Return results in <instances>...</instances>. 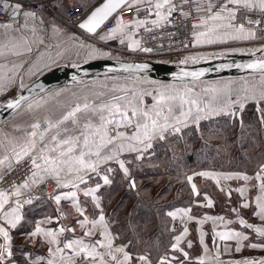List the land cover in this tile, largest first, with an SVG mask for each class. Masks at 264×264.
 I'll return each instance as SVG.
<instances>
[{"label":"snow or ice","instance_id":"1","mask_svg":"<svg viewBox=\"0 0 264 264\" xmlns=\"http://www.w3.org/2000/svg\"><path fill=\"white\" fill-rule=\"evenodd\" d=\"M144 0H133L131 4L128 0H107L100 8H97L83 22L79 24L81 29H85L89 33H94L104 23L105 20L117 9L139 12V5ZM152 0H148L151 4ZM189 0H185L188 3ZM38 11L41 6H37ZM157 20L152 21L153 24H158L162 21H167L172 13L177 9V5L173 0H156L154 4ZM207 13V18H202L200 22L193 25V28L205 27L206 31L197 32L195 39L197 43L207 42L215 43L222 37L231 36L233 39H255L256 33L247 25H261L264 23V16L261 19L248 18L247 13L259 11L264 14V0H217L216 3H209L204 9ZM38 11L29 10V6L24 3V0H0V13L4 14V22L0 24V28L5 31L12 29L11 21H17L21 16L25 21L35 20ZM196 11H201L200 0H196ZM10 13V15H9ZM190 13H183L188 16ZM42 22V21H41ZM145 21L133 20L125 24L123 19L117 21L116 27L112 28L106 36L101 39L113 38L117 33L127 35L130 43L129 48L135 50L140 47L138 40H132L133 33L126 32L128 28H139L143 26ZM20 27L17 25L16 31ZM123 44L124 40L121 39ZM145 52H150L152 49L143 48ZM96 51L93 50V53ZM102 55H107L103 53ZM190 59L193 62L196 57H189L181 63H187ZM126 68L131 65L125 66ZM146 66H137L143 68ZM249 69L259 70L262 76V82L259 93L252 92L245 99L256 101H264V60L244 65ZM191 75L193 79H199L203 75L201 72L184 73ZM205 92H211V99L204 102L200 96L193 93L191 89L183 91L164 87L158 91L156 95L146 90L139 93L133 91L131 96H114L109 101H102L99 104L89 103L87 99L83 104L76 103L71 106L65 113H62L56 120L45 119L46 128L40 131L42 125L37 121L30 125L31 131L28 132L22 142H18L12 147V155L16 158L17 163L27 159L30 161V175L26 176L24 182L19 185H12V191L0 190V264H19L14 258L13 236L11 230L16 229L24 219L22 208L24 204L32 203V199L21 201L19 199L24 192L30 190L34 185L43 182L47 177L56 179L57 187H67L65 180L71 183L76 191L69 194L55 195L53 198L59 205L62 199H72L74 201L75 212L77 218L74 222L76 226L83 230L82 236L75 239L62 241L60 237L66 232H75L76 227L68 228L60 226L58 229L46 228L42 226L45 222L52 223V219L46 218V221L37 223L34 230L27 234L29 242L35 243L38 238H42L43 242L48 245V256H38L35 259L26 260V264H152L149 255H134L129 250L128 244H117L116 236L113 235L110 222L106 219L103 208L101 207L100 197L97 195L101 185L97 184L95 189H86L83 191L85 197H90L97 209L98 219L89 217L85 214L77 202V193L80 191V185L86 184L85 176L88 173L99 175V165L103 162L115 160L124 173V176L129 179V186L132 189L137 187L134 180L131 179L130 169L128 164L119 156L122 152L137 153L135 159L143 158V154L152 148V141L155 139L165 140L166 134L179 133L181 125L188 126V122L199 124L200 120L206 119L213 114L226 113L231 116H236L237 112L232 110L233 105H238L240 110H243L244 103L242 101H232L227 98V92L212 88L206 89ZM145 96H152L153 104L148 107L144 103ZM224 96L223 102L220 97ZM21 97L15 101H9L8 108L18 107ZM32 106L29 105V108ZM242 124V121H241ZM121 128H132L131 135L123 131ZM47 136V139H46ZM10 160L8 155L0 158V166L5 165ZM129 164L131 162H128ZM10 166V165H9ZM105 172H110L112 169H103ZM196 175L207 177L216 181L220 185L221 179H241L245 182L250 181L247 175L233 174H213L209 172H200ZM91 178V177H89ZM103 185H110L112 180L109 175L105 174L102 177ZM255 180L258 184H252V188L258 191L255 196V208L252 214L258 217L261 221V226L251 223L243 218L239 219V224L244 228L255 232L261 237H264V165H261L259 171L255 174ZM187 181L191 184L192 193L196 196L200 195L197 185L193 183V176H188ZM223 190V189H221ZM237 191L241 197L245 195L246 188H238ZM12 197H15L14 206L10 203ZM205 207H212L213 201L206 195L204 196ZM7 206V210H6ZM250 203L245 200L240 205L241 209H247ZM233 212L240 215L238 209L233 208ZM191 209H181L178 212H169L168 215L175 219L177 215L181 218L187 217L189 220H194L195 217L189 215ZM71 214V213H70ZM63 216V213H61ZM208 220H219L224 222V217L205 216L199 220V224H204ZM228 223H231L229 221ZM188 234V228L185 226L181 235L174 237L175 242L171 245L174 253L180 255H172L169 259L167 256L161 257L157 264H185L189 259V253L181 246L183 238ZM98 235L102 239H96L94 242H85L86 237ZM214 237H218L221 241H236V252H240L242 247H251L253 249L264 247L255 243L247 245L244 242L249 241V236L244 232L228 229L225 231H215ZM200 243L204 244V234L201 233ZM187 247H192V242H187ZM102 249L103 251L99 250ZM205 251H208L205 245ZM182 257V258H181ZM199 264H205L203 258L199 259ZM236 264H264V259L259 261L245 259L237 261Z\"/></svg>","mask_w":264,"mask_h":264},{"label":"crops","instance_id":"2","mask_svg":"<svg viewBox=\"0 0 264 264\" xmlns=\"http://www.w3.org/2000/svg\"><path fill=\"white\" fill-rule=\"evenodd\" d=\"M131 2H133V0H131ZM9 22L13 24L12 29L5 31V29L0 28V102L5 101L9 97L16 94L21 87H24L47 69L60 64H69L66 61L68 58V51H65V34L59 30V27L55 23L58 21L48 11L42 10L41 13L37 15L35 20L27 21L26 26L22 16L17 21L10 20ZM17 25L20 27L19 31H16ZM221 40L232 42V40L235 39L228 36L223 37ZM48 41L50 45L46 44ZM115 78L121 77L76 81L60 85L34 98L7 119L1 121L0 158L8 155L10 160L6 162L5 165L0 166V175L14 162H16V158L12 155V147L18 142H22L24 140L26 134L32 130L30 127L31 124L37 121L41 122L42 127L40 131H43L46 128V124L44 123L46 118L54 121L76 103L83 104L85 99H87V102L89 103L97 104L102 101L111 100L115 95L110 94L111 92L108 88L102 85V83H98L97 80H112ZM135 78L139 79L142 77ZM142 79L147 80L146 78ZM125 95L126 94L123 96ZM29 105L32 107L29 108ZM121 129H119V131H124V129ZM128 130V134L131 135L130 132H132V128H129ZM124 153H126V150L121 154ZM113 163H116V161L111 160L101 163L98 168L99 175L95 173H88V175L85 176L86 184L80 185V191L77 193V202H79L80 206L84 208L85 214L89 217V219H98V213L100 210L95 207L90 197H85L83 195V191L86 189H95L97 184H99L101 187L98 190L97 195L100 197L101 188L103 186V175L107 174L110 177L113 172V170L105 172L103 169H113ZM262 165H264V163ZM260 167L255 172L212 169L202 171L213 174L247 175L251 179L248 182L241 179H221L220 185H217L215 180L208 178V185L204 183V186L200 185V187L195 183L197 185V189L199 187L202 191L199 192L202 196L201 201H203V204H206V201L204 200V196L206 195L213 201V206L206 207L198 214H192L191 212L195 219H188V221L176 234V236L181 235L183 228L187 226L188 234L183 238L181 244L185 251L189 253V259L187 261H196L199 263V259L203 258L205 264H236L237 261H243L245 259L256 261L264 259V247L253 249L245 246L242 247L240 252H236L235 248L237 245L235 240L221 241L218 237H214V230L225 231L232 229L244 232L249 236V241L244 242L245 245L249 243L264 245V237L259 236L255 232H252L239 224V219L243 218L251 223H255L257 226H261L259 218L252 214L253 209L255 208V196L258 194V191L252 188V184L259 183V181L255 180V174L259 171ZM48 178H52L56 181L54 177H47L45 179ZM70 179L71 177L65 180V183H67L68 186L59 187V191L56 195L64 197L65 194L70 195L72 191H76V189L72 187L71 183L68 182ZM238 188H246L245 195L243 197H241L240 193L237 191ZM220 199H222L221 201L223 203L219 201ZM245 200L250 203V207L247 209H241L240 205L244 203ZM32 203L30 204L42 209V214L38 217L35 225L42 221H46V218L50 217L52 219V223L48 224L45 222L42 226L53 229H58L60 226L68 228H72L74 226L76 227L75 232L64 233L60 237L62 241L66 242L68 239H75L82 236L83 230L74 224L77 218V213L75 212L74 201L72 199H62L59 205L53 197L50 199L38 200ZM48 207L52 210L50 213L45 211V208ZM233 208L239 210V216H237L236 212L232 211ZM21 211L23 217H25L24 207ZM61 213H63V216H61ZM0 215H2V213H0ZM205 216H222L224 217V222L219 220H208L202 225L199 224L198 221L203 219ZM229 221H231V223H228ZM0 223H3V221L0 220ZM32 230H34V228ZM30 231L22 232L19 235L24 238ZM201 233L204 234V244L200 243ZM96 239H102V237H99L98 235L86 237L85 242H94ZM39 240H42V238ZM188 241L192 242L191 248L187 247ZM205 245L207 246L208 251H205ZM45 246L46 251H44L42 255L34 253L31 250H27L24 255L27 259H35L38 256L47 257L48 245L45 243ZM99 250L103 251L102 249ZM174 254L180 255L179 253L172 252L169 256ZM14 258L18 260L15 254Z\"/></svg>","mask_w":264,"mask_h":264},{"label":"trees","instance_id":"3","mask_svg":"<svg viewBox=\"0 0 264 264\" xmlns=\"http://www.w3.org/2000/svg\"><path fill=\"white\" fill-rule=\"evenodd\" d=\"M241 114L240 118L234 119L222 115L203 120L199 128L203 131L202 135L198 132V127L191 131L183 129L182 133L174 135L175 139L182 137L183 133L188 136L187 144L182 137L184 146L179 147L186 163V167L182 169L186 171L180 170L173 155L171 157L165 150L162 152L155 144L144 159L152 163L151 166H134L130 170L131 179L137 185L132 189L129 182L125 181L118 164L113 163L110 175L112 183L103 185L101 193L106 203L107 220L113 235L117 237V244H128L131 241L129 250L133 254L149 255L153 264H157L161 257H170L173 252L171 245L179 227L177 224L172 227V219L166 213L174 206H188L193 199L191 186L183 175L201 168L255 172L264 163V109L249 107L243 109ZM217 121H222L218 127L215 123ZM247 135L249 139H246ZM192 142H200V146L206 145L209 150L201 154L196 149L199 145H196L190 151ZM173 144L178 145L175 142ZM141 180H145L143 184L139 183ZM141 203L145 205L143 214L136 217ZM32 204L24 207L25 217L12 234L19 235L34 228L42 209ZM45 211L50 213L52 210L48 207ZM13 249L18 251V261L26 264L24 251L27 247L17 245ZM185 264L199 263L185 261Z\"/></svg>","mask_w":264,"mask_h":264},{"label":"rangeland","instance_id":"4","mask_svg":"<svg viewBox=\"0 0 264 264\" xmlns=\"http://www.w3.org/2000/svg\"><path fill=\"white\" fill-rule=\"evenodd\" d=\"M57 21L58 22H55V23L59 27V30L65 34V37H64V39H66L65 51H68V53H67L68 58L66 61L69 64H77V63H80V62H83V61H86L89 59H96V58H111V57H122V58H130V59L136 58V57H123V55H119L117 53L109 52L107 49H105V48L101 47V45H99L98 40H97V37H99V36L86 35L76 27L70 26L69 24H66L65 22L60 21V20H57ZM222 38L218 39L215 43L201 42L200 44L196 45V48L193 51H190V52L188 51V53H184L180 57L170 58L171 56H168V58H166L165 56H162V58H157V59L181 62V61L186 60L189 57L205 58V56H208V55H211L214 53H218V52L219 53L249 52V51L264 48V41H259L256 38L255 39L237 38L235 40H232V42H227L226 40H221ZM46 44H49V41ZM93 50L96 51V54H91V53H93ZM103 53H106L107 55H102ZM188 62H192V60L188 59L187 63ZM142 78H139V79L138 78H130L129 79L127 77H124V78L121 77V78H115L112 80H97V82L102 83V85H104L106 88H108V90L111 92L110 94H113L115 96H119V95L123 96L124 94H126L130 97L133 91L139 93V92L144 91V90L151 92L153 95H156L159 90H161L164 87H168V88H172V89H178L181 91H183L185 89H191L193 91V93L198 94L204 102L209 101L213 95L211 92L206 93L205 90L216 88V89L223 90L224 92H227V98L228 99H231L232 101H237V100L242 101L244 103L243 109L249 108V107H257L258 109L259 108L264 109V101L258 102L256 100H251V99L246 100L245 99V97L250 96L253 91H255L258 95L259 90H260V86H261V82H262V76L261 75L224 77V78H219V79H205V80L194 81L191 83L164 82V81L151 80L149 78H146L147 80H144ZM133 79H136V80H133ZM224 99H225V97L221 96L219 102L222 103ZM144 103H145V105L150 107L153 104L152 96H145L144 97ZM232 110L237 112L236 116H231V115L226 114V113H221L218 115L213 114L206 119H209L211 117H217V116L219 117L222 115H226L231 119L241 117V115H242L241 113L243 110H240L238 105H233ZM203 120H205V119L200 120L198 125L193 124L191 121H189L187 127H184L183 125H181L180 127L182 130L187 129L189 131H191V129H193V128L196 129L198 127V132H200V135H202L203 131L200 130L199 128H200V125H202L201 123ZM215 123L218 127V125L220 123H222V121H217ZM215 123H213V124H215ZM122 129H124L123 132L128 134L127 131H129L128 130L129 128L128 129L122 128ZM182 130L179 133H182L183 132ZM130 133H132V132H130ZM176 134L177 133H171L170 132L169 134H166L167 138L165 140L155 139L152 141V145L154 146L156 144V147L159 150L161 149L162 152L164 150L166 152L168 151L170 153L171 157L173 155L174 159L179 164L178 166L181 167L180 168V170H181L182 168L186 167V163H185L184 155H183L182 151L179 149V147H183L184 142H185V144H187L186 138L188 136L185 133L182 134V137L184 140V142H183L181 136L179 137V139L174 138V135H176ZM206 136H207V138H210V136L208 134H206ZM248 137H249V135L246 136V139H249ZM159 142H161V143H159ZM173 142H175V144H178V145H174ZM157 143H159V144H157ZM199 143L200 142H195V143L192 142L193 146H191L190 151H193V149H195L196 145H199ZM197 147L198 148H196V149H199L201 151V154L203 153V151L206 152L209 150L208 146H206V145L205 146L199 145ZM186 152H188V151H186ZM148 154H150V149L147 150V152H145L143 154L142 159L136 160L135 157H136L137 153H134V152L129 153L126 150V153L120 154L119 159L124 160L126 162V164H128L129 169L131 170L134 166H137V167L138 166L142 167L144 165L151 166L152 163L144 160L146 158V155H148ZM201 154H200V158H201ZM165 159H166V157H165ZM128 162H131V163L129 164ZM168 166H169V164L167 163L166 167H168ZM210 169L211 168L197 169V170H195L191 173H187L183 176L185 177L186 180H187L188 176H194L193 177V183H196L199 187H200V185L204 186V183H206V185H208V182H209L208 178L196 175V173H198V172L200 173L203 170H210ZM212 170H222V169H212ZM182 171H186V169H182ZM180 173L184 174V172H180ZM124 179L127 182V180H126L127 178L125 176H124ZM144 181L145 180H141V181H139V183L143 184ZM190 186H191V184H190ZM211 186H213V185H211ZM199 187H198V189H199V191H201V189ZM176 188H177V186H176ZM214 192L217 193L216 191H214ZM192 196H193V199L191 200V202L188 206H182V205H179V206L190 207L192 214L193 213H195V214L201 213V210L206 208L205 206H203L204 205L203 201H201L202 196L201 195L196 196L193 193H192ZM100 200H101V207L103 208L106 219H107L106 206H105L106 203H104V201H103L104 199H103L102 193L100 195ZM221 200L222 199H220L219 201L221 203H223ZM144 206L145 205L141 203L140 209H137L136 217L143 214V208H145ZM176 207H178V206H174L173 208H176ZM192 214H191V216H192ZM187 221H188V218L183 224L178 225V227H179L178 229L180 230L182 228V226ZM12 232H13V230H11V234H12ZM12 236H13V247H16L17 245H19V246L24 245L27 247V250H31L32 252L40 254V255H42L44 253V251H46L45 243L42 240H39L40 238H38L35 243H32V242H29L27 236L24 238L21 237L20 235L12 234ZM13 250H14V254L16 255V253H18V251L16 249H13ZM27 250H25L24 253ZM174 255H178V254H174ZM171 256L169 258H171ZM26 260H28V259L26 258Z\"/></svg>","mask_w":264,"mask_h":264},{"label":"built area","instance_id":"5","mask_svg":"<svg viewBox=\"0 0 264 264\" xmlns=\"http://www.w3.org/2000/svg\"><path fill=\"white\" fill-rule=\"evenodd\" d=\"M101 0H24V3L29 6V10L38 11L37 6H41L38 14L42 10L48 11L56 20H60L69 24L70 26L78 28L81 32L90 36L97 37L99 45L107 49L109 52L123 55V57H136V59H157L165 56H171L170 58L180 57L188 51H193L196 48L197 42L195 34L206 30L205 27L193 28L200 22L202 18H207V13L204 10L207 5L216 3L217 0H200L201 11H196V0H189L185 3V0H173V3L177 5V9L172 13L167 21L153 24L152 21L157 20L155 14L156 10L154 4L156 0H152L151 4L148 0H144L139 5V12L130 11L129 9L117 10L115 14L110 16L95 33H87L81 30L78 25L86 17V15L98 4ZM132 2L130 1L129 4ZM183 13H190L188 16ZM10 15V13H9ZM248 18L261 19L264 14L259 11H253L247 13ZM123 19L125 24L130 23L133 20L145 21L144 25L139 28H128L125 31L133 33L132 40H138L140 47L135 50L129 48L130 40L127 35L117 33L113 38L101 39L102 36H106L108 32L116 27L117 21ZM4 22V14L0 13V24ZM251 27L256 33V39L264 41V23L261 25H247ZM123 39L124 43L121 44L120 40ZM143 48H150L152 51L145 52ZM169 58V59H170ZM30 161L27 159L17 163L14 162L7 170L0 175V190L12 191V185H19L24 182L26 176L30 175ZM129 182V179H126ZM59 191L56 181L52 178L45 179L34 185L30 190L24 192L19 198L21 201L31 198L32 202L50 199L56 195ZM16 198L12 197L10 203H13ZM28 204H24L23 207ZM190 207L178 206L167 211L178 212L181 209H189ZM7 210V206H6ZM191 213V212H190ZM189 213V214H190ZM172 219V227L174 224H183L187 217L181 218L177 215L175 219Z\"/></svg>","mask_w":264,"mask_h":264},{"label":"water","instance_id":"6","mask_svg":"<svg viewBox=\"0 0 264 264\" xmlns=\"http://www.w3.org/2000/svg\"><path fill=\"white\" fill-rule=\"evenodd\" d=\"M130 1L131 0H128V3ZM106 2L107 0H101L81 22L97 8L102 7ZM116 11H113L109 17L115 14ZM81 30L87 32L85 29ZM196 58L195 62L181 63L179 61L161 59L111 57L89 59L77 64L56 65L38 75L24 87H21L13 96L0 102V122L7 119L21 107L43 93L60 85L76 81H89L112 77H143L156 81L191 83L205 79L261 75L259 70L249 69L244 67V65L264 60V48L249 52H218L205 56V58ZM128 65H131V67L126 68L125 66ZM137 66L146 67L137 68ZM192 72H201L203 75L200 76L199 79H193L191 75H184V73ZM21 97L24 99L20 100L18 107H7L9 101H15ZM132 180L134 179L132 178ZM19 264L21 263L19 262Z\"/></svg>","mask_w":264,"mask_h":264}]
</instances>
